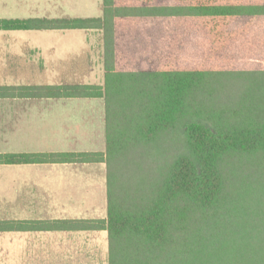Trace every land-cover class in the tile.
I'll list each match as a JSON object with an SVG mask.
<instances>
[{"label": "trees", "instance_id": "trees-1", "mask_svg": "<svg viewBox=\"0 0 264 264\" xmlns=\"http://www.w3.org/2000/svg\"><path fill=\"white\" fill-rule=\"evenodd\" d=\"M102 30L104 86L26 89L106 101L105 220L0 231H107L109 264H264V0H104L93 19H0V31Z\"/></svg>", "mask_w": 264, "mask_h": 264}, {"label": "crops", "instance_id": "crops-1", "mask_svg": "<svg viewBox=\"0 0 264 264\" xmlns=\"http://www.w3.org/2000/svg\"><path fill=\"white\" fill-rule=\"evenodd\" d=\"M98 44L85 30L0 32V155L106 151L104 98L25 95L30 88L104 86L105 35ZM107 216L103 162L0 165V223ZM0 264H109L108 233L0 231Z\"/></svg>", "mask_w": 264, "mask_h": 264}, {"label": "rangeland", "instance_id": "rangeland-1", "mask_svg": "<svg viewBox=\"0 0 264 264\" xmlns=\"http://www.w3.org/2000/svg\"><path fill=\"white\" fill-rule=\"evenodd\" d=\"M103 14V0H32L29 2L0 0V19H93L101 18L103 17ZM85 31L95 34L98 38V43L100 44L99 47H101L104 35L103 31ZM96 78L93 83L100 84V72L97 74Z\"/></svg>", "mask_w": 264, "mask_h": 264}]
</instances>
